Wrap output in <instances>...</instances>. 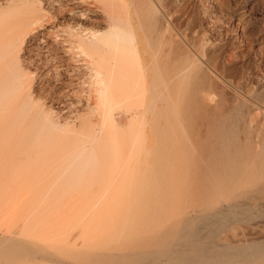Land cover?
I'll return each mask as SVG.
<instances>
[{
  "label": "bare ground",
  "instance_id": "1",
  "mask_svg": "<svg viewBox=\"0 0 264 264\" xmlns=\"http://www.w3.org/2000/svg\"><path fill=\"white\" fill-rule=\"evenodd\" d=\"M0 264H264V0H0Z\"/></svg>",
  "mask_w": 264,
  "mask_h": 264
},
{
  "label": "rangeland",
  "instance_id": "2",
  "mask_svg": "<svg viewBox=\"0 0 264 264\" xmlns=\"http://www.w3.org/2000/svg\"><path fill=\"white\" fill-rule=\"evenodd\" d=\"M65 91H66V90H65ZM56 92H57V93H56ZM56 92H53L51 96H54V95L58 94V93L60 92V90H58V91L56 90ZM53 94H54V95H53ZM69 98H71V97H70V92H69V96H68V98L64 99V101H65L66 103H69L68 101L71 102V100H70ZM55 104H56V103H55ZM58 105H59V104L55 105V108H57ZM60 106H61V105H60Z\"/></svg>",
  "mask_w": 264,
  "mask_h": 264
}]
</instances>
